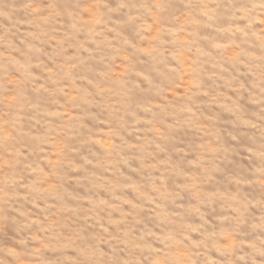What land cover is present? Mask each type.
Instances as JSON below:
<instances>
[{
  "label": "rangeland",
  "instance_id": "1",
  "mask_svg": "<svg viewBox=\"0 0 264 264\" xmlns=\"http://www.w3.org/2000/svg\"><path fill=\"white\" fill-rule=\"evenodd\" d=\"M189 2L0 0V259L232 264L264 241V23Z\"/></svg>",
  "mask_w": 264,
  "mask_h": 264
},
{
  "label": "clouds",
  "instance_id": "2",
  "mask_svg": "<svg viewBox=\"0 0 264 264\" xmlns=\"http://www.w3.org/2000/svg\"><path fill=\"white\" fill-rule=\"evenodd\" d=\"M168 7L167 4H157L151 9L152 12L156 13L157 16H162L165 9ZM189 9V17L195 18L197 20L202 19L200 16V9L202 5L197 2V0H190L187 5ZM206 7V6H203ZM222 9V14L233 18V21L244 18L249 25H257L256 20H259L264 23V0H228L222 6H219ZM147 15V14H146ZM209 19H212V16H209ZM251 28L245 29V35L251 36ZM261 35H264V32H261ZM261 57L264 58V53L261 54ZM239 255H233L232 264H264V241H260L259 244H252L248 247H239ZM43 257V253L34 254ZM29 256L22 254V251L18 250L12 258L4 257L0 259V264H17L19 260H28ZM34 264H39V261H35ZM56 264H62L57 257Z\"/></svg>",
  "mask_w": 264,
  "mask_h": 264
}]
</instances>
